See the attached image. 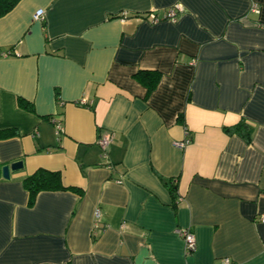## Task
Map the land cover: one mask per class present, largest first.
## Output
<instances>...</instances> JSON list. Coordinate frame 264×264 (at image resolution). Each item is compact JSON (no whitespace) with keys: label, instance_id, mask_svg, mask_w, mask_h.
Listing matches in <instances>:
<instances>
[{"label":"crops","instance_id":"0c3cea01","mask_svg":"<svg viewBox=\"0 0 264 264\" xmlns=\"http://www.w3.org/2000/svg\"><path fill=\"white\" fill-rule=\"evenodd\" d=\"M140 70L160 73L150 92ZM38 168L79 192L29 205ZM261 213L264 0H18L0 17V264H264Z\"/></svg>","mask_w":264,"mask_h":264},{"label":"trees","instance_id":"16d2710c","mask_svg":"<svg viewBox=\"0 0 264 264\" xmlns=\"http://www.w3.org/2000/svg\"><path fill=\"white\" fill-rule=\"evenodd\" d=\"M18 0H0V17L14 7ZM150 92L157 84L160 73L157 70H140L134 75ZM19 105L28 108V104L24 100H19ZM228 132L239 131L246 141H250L251 127L243 121H239L235 125L226 128ZM23 187L28 192V204H33L36 195L41 191H56V190H73L79 192V189L73 186H64L58 171L38 168L33 173L26 175L22 179ZM170 190L174 192L175 185L168 183Z\"/></svg>","mask_w":264,"mask_h":264},{"label":"built area","instance_id":"2783aa9c","mask_svg":"<svg viewBox=\"0 0 264 264\" xmlns=\"http://www.w3.org/2000/svg\"><path fill=\"white\" fill-rule=\"evenodd\" d=\"M254 8V7H253ZM174 8H170L165 12V17L170 18L172 20H175V13H174ZM33 19L34 20H42L43 17V9L39 8L37 9L34 14H33ZM151 17L153 19H156V17L152 14ZM192 62H194V60H192ZM84 100H80V103H84ZM55 129L56 132L59 133L61 131V124L60 123H56L55 125ZM110 138H111V134L109 132H105L104 134L100 135L97 139V143L100 146L101 150H102V156H106V148L110 142ZM187 143H189L188 139H184L181 141H176L174 142V145L177 147H183L185 146ZM98 210L95 211V217H98ZM259 220L260 221H264V213H261L259 215ZM179 236L182 238L183 243H184V247L187 253L189 252H193L196 249V239L194 234L191 232L190 229L188 228H179L177 230ZM219 264H230V260L229 258H222Z\"/></svg>","mask_w":264,"mask_h":264},{"label":"water","instance_id":"95a60500","mask_svg":"<svg viewBox=\"0 0 264 264\" xmlns=\"http://www.w3.org/2000/svg\"><path fill=\"white\" fill-rule=\"evenodd\" d=\"M22 167V161L16 160L10 164H5L1 167V173L4 178H9L12 171L18 170Z\"/></svg>","mask_w":264,"mask_h":264}]
</instances>
